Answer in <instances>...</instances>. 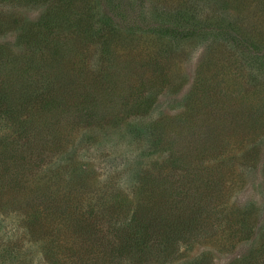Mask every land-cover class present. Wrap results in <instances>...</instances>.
I'll return each instance as SVG.
<instances>
[{
	"label": "rangeland",
	"instance_id": "obj_1",
	"mask_svg": "<svg viewBox=\"0 0 264 264\" xmlns=\"http://www.w3.org/2000/svg\"><path fill=\"white\" fill-rule=\"evenodd\" d=\"M80 1L79 5L91 1L101 5L102 9L81 7L79 13L89 14L92 21L103 10L109 12L107 3L122 7V16L115 19L117 33L125 40L116 43L110 58L98 57L96 44L82 42H76L80 53L74 52L72 58L73 71L83 78L112 74L117 94L111 103L117 119L110 123L107 116L90 125L63 122L70 142L59 152L46 149L35 155L39 171L34 173L43 175L45 165L55 169L53 164L68 151L69 164L80 161L94 181L87 200L100 203L104 213L114 203L136 206L143 201L140 192L150 188L151 182L167 188V193L175 185L185 191L190 186L191 203L198 209L193 225L202 224L201 229L191 234L175 232L177 244L169 243L167 255L159 256L155 246L151 261L142 264H262L264 0ZM46 5L0 0V14L11 12L21 20H34ZM176 17L200 26L197 31L174 35L157 25ZM219 25H232L239 35L251 36L255 42L244 37L251 43L241 48ZM3 33L0 40L16 47L17 29ZM128 101L134 111L124 113L129 105L123 102ZM63 118L70 120L67 114ZM147 127H164L163 135L144 137L140 132ZM2 129L14 136L10 127ZM210 143L216 151H211ZM194 170L199 173L193 174ZM172 197L167 204H172ZM8 200L0 202V264H42L39 242L25 230L29 218L22 213L36 208L21 201L19 212ZM240 211L250 216L246 225L239 221Z\"/></svg>",
	"mask_w": 264,
	"mask_h": 264
},
{
	"label": "trees",
	"instance_id": "obj_2",
	"mask_svg": "<svg viewBox=\"0 0 264 264\" xmlns=\"http://www.w3.org/2000/svg\"><path fill=\"white\" fill-rule=\"evenodd\" d=\"M17 1L46 5L48 0ZM79 2L50 1L34 20H21L11 12L1 11L0 35L16 28L18 43L14 47L0 40V127L14 131V136L9 137L7 130H0V202L6 204L10 199V205L14 204L19 212L21 201L36 208L35 212L22 213L29 218L25 230L39 242L42 264H131L135 260L142 264L144 260L151 261L155 246L159 256L167 255L169 243L177 244L175 232L191 234L201 229L202 224L193 225L198 217V209L191 203L194 191L183 180L178 179L186 191L175 185L174 191L167 193V188L151 182L150 188L140 192L143 201H137L136 206L114 203V208L104 213L100 203L90 204L87 200L94 181L80 161L69 164L68 151L60 162L53 164L55 169L45 165L40 167L43 175L34 173L39 171L35 168V155L47 150L59 152L70 142L63 122L72 126L99 123L107 116L110 123L117 119L111 103L117 94L112 74L107 71L104 76L83 78L73 71L76 64L72 58L74 52L80 53L76 42L96 44L98 57L110 58L116 43L125 40L117 33L116 19L122 16V7L107 3L111 13L103 10L92 21L89 14L79 13L83 11L81 7L102 9L101 5ZM173 19L157 25L162 32L174 35L197 31L200 26L181 17ZM218 27L228 32L241 48L250 46L251 41L244 37L252 40L251 36L239 35L232 25ZM124 103L129 105L126 110L123 108L124 113L134 111L129 101ZM66 114L70 120L63 118ZM248 119L249 116L243 123L247 124ZM163 128L147 127L146 132H139L147 138L151 134L152 139L162 136ZM208 146L216 151L214 143ZM208 146L202 148L201 157ZM190 164L189 161L186 165ZM169 196L175 197L172 204H167ZM249 217L242 211L238 218L246 225Z\"/></svg>",
	"mask_w": 264,
	"mask_h": 264
}]
</instances>
